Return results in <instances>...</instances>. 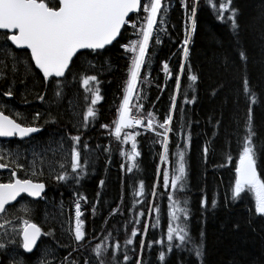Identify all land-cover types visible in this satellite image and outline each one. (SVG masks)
I'll return each instance as SVG.
<instances>
[{
    "label": "trees",
    "instance_id": "16d2710c",
    "mask_svg": "<svg viewBox=\"0 0 264 264\" xmlns=\"http://www.w3.org/2000/svg\"><path fill=\"white\" fill-rule=\"evenodd\" d=\"M215 2L218 5L220 0H215ZM168 4L169 10L165 25L168 31L158 33L162 41L160 44H156L155 40L150 41L148 66L141 70L142 77L147 76L148 79L142 78L139 81L138 91L134 93L132 99L133 105L138 102L142 103L145 112L152 111L155 120L160 122L169 113L171 96L175 94V76L180 73L179 66L183 60L182 41L185 35V14L180 7V0H168ZM230 7L236 10V21L239 28L235 31L231 21L218 19L208 0H200L195 18L196 29L192 32L189 44V57L187 61H184L186 66L191 67L192 73L198 76V81L196 85L188 81L187 69L182 75L181 91L177 96L178 107L173 114L174 132L170 134V155L165 163L160 161L162 146L158 138L151 133H144L137 137L141 155L137 157L133 172L128 173L121 170V164H125L126 161L120 155V146L108 135L107 130L101 127L103 124H112L128 75L129 60L119 45L109 46V49L99 58L91 56L81 57L79 60L74 58L75 67L66 74L67 86L64 89L65 98L60 102V111L62 114L65 109H74V111L70 110L61 120L59 125L61 131L65 126L71 127L68 116L75 118V114H79V119L82 121L83 113L86 111L87 104L84 99V89L80 86V75L87 71L88 74H97L102 81L100 89L103 99L94 106L97 117L89 125L84 136V139L94 149L92 167L81 181V185L72 186V188L79 187V190L86 194L90 201L88 206L83 205L85 213L83 218L88 239H92L95 234L96 237L99 236L93 244L104 242L114 245L119 242L121 248L118 255L121 264H123L125 252L124 242L130 237L133 227L140 229V235L135 238L133 245L127 246L128 255L132 260L139 257L141 239L149 242L163 239L165 245L167 244L170 202L163 187V176L162 174L157 176V168L168 169L170 172L175 168L177 158L173 154L180 150L177 148L178 144L185 152L187 179L184 183V190L177 191L175 196L181 202L184 200L188 202L189 219L186 223L192 238L203 243V264H260L261 257H264V219L255 218L252 223H249L248 209L253 203L251 195L244 193L242 194L243 199L233 202L230 198L229 187L230 184H234V169L238 160L236 132L237 130L241 134L244 132L248 107V101L245 100L242 90V77L245 73L239 59V49H244L249 57L247 76L253 91L257 94V103L253 106V129L256 133L254 140L257 148L264 145V0H232ZM225 15H231V12ZM130 34L131 29L123 34L121 42L127 43ZM12 50L20 52L14 48ZM86 60L96 63L97 67L88 68ZM165 62L169 64L170 76H166L163 71ZM0 71H8V75H11L2 64H0ZM23 73L24 68L21 65L20 74L23 75ZM27 84L28 89L33 90L27 95L28 103H25L22 98V93L25 92L24 85L17 84L12 106L17 108L16 112L28 116L37 110L44 112L48 104H41L35 100L36 92H42L44 89L38 81L32 78H28ZM3 88L4 83L0 81V90ZM141 88L142 93L139 91ZM185 90L190 95L196 96L194 104H183ZM213 90H216V95L212 94ZM140 95L143 99L137 101L136 97ZM0 101H5V99H0ZM52 107L55 109V102ZM181 107L186 109V116L181 113ZM185 121L188 122V126L184 129L185 134L189 132L191 134L190 148L184 147V141L179 135L181 123ZM216 121H221L218 128ZM56 130V125L47 126L43 132L35 136L36 140L31 144L23 143L26 146L23 149L30 153L29 158L32 162L34 157L31 145L47 142L49 136ZM72 132L75 134V129ZM208 141L212 143L209 145L208 162L205 164L203 147ZM110 143L111 163L108 162V154L96 148L97 144L107 147ZM124 147L130 149L131 143L129 142ZM35 150L41 151L40 148ZM229 151L233 156L231 164L227 167H218L217 165L221 163H227L225 153ZM18 152L22 156L23 150L19 149ZM97 153H99L98 156ZM50 154V152L47 154L49 159ZM35 163L36 171L44 172L43 176L35 178L49 181L46 197L50 202L42 206L38 219H42L45 231L54 225L53 230L57 237L67 244L69 241L67 224L70 218L67 216L69 207L67 205L70 202L67 198L69 192L65 186L50 178L47 160L44 161L43 167H41L40 159H36ZM26 165L29 169L30 164L26 163ZM257 171L264 179V155L260 151L257 153ZM28 172L32 176L31 171ZM101 180L105 181L103 188L99 186ZM140 181L144 182V196L135 195L139 190ZM154 185H158L155 197L152 196ZM171 191L172 189L169 188V192ZM98 192L101 195L97 204ZM205 196L208 201L207 209L201 207V201ZM70 199H74L73 190L70 192ZM213 199L217 202L215 208L212 207ZM153 203L159 206V213L154 209L149 212L148 209ZM92 204H96L95 213L91 210ZM181 206H184L183 203ZM117 208L119 209L117 213L112 215V210ZM140 212H144V215L140 216ZM157 216H159L158 223ZM137 219L141 221L140 224L134 223ZM145 223L149 224L146 236L143 231ZM237 224L239 228L235 227ZM108 233L112 235L105 241L104 237L108 236ZM44 246L46 251H50L54 246L51 236H45ZM69 250L68 247L58 248L57 261ZM162 250L165 251V261H160L158 258ZM37 251L30 255H23L32 259ZM17 252L20 251L17 250ZM85 255H92L91 246ZM73 258L81 261L84 257L74 253ZM143 260L144 264H200L193 255H190L189 251L174 250L169 254L166 247L162 248L160 244H154L151 250L146 247ZM108 264H114L111 256L108 257Z\"/></svg>",
    "mask_w": 264,
    "mask_h": 264
},
{
    "label": "snow or ice",
    "instance_id": "6c2138e0",
    "mask_svg": "<svg viewBox=\"0 0 264 264\" xmlns=\"http://www.w3.org/2000/svg\"><path fill=\"white\" fill-rule=\"evenodd\" d=\"M232 0H220L219 4L215 0H208L209 5L216 12L218 19L231 21L232 28L235 31L239 28L236 21V10L230 7ZM200 0H180V7L185 14V35L182 41L183 60L180 63V74L175 76V94L171 96V105L169 113L163 121H156L152 111L145 112L142 103L132 104L134 93L138 91V83L143 78L142 68L148 66V56L150 55V41L155 40L156 44L162 41L158 33L167 32L165 27L167 23V13L169 10L168 0H0V64L5 70L0 71V81H3L4 88L0 90V99L7 97L0 104V138H18L20 141L30 143L36 140L33 135L45 130L47 126L56 125L57 130L53 132L47 142L32 144L34 160L29 169L19 162L20 153L18 151L5 150L0 154V170L7 169L10 178L8 182H0V215L5 217L6 223L13 225L11 231L0 224V228H5L3 238L0 239V264H30L29 256L23 254H33L37 248V242L43 236H51L54 246L50 251H41L36 257V264H108V257L111 256L114 264H121L118 253L121 245L119 242L114 245L97 242L98 238L93 234L92 239H88L85 229L83 205L90 204L86 194L79 190V187L73 189V207H74V227L68 230L69 241L67 244L57 237L52 225L47 231L42 230V226L32 222L31 218L17 216L19 225L9 219L10 214L15 211H24L27 209H16L13 205L18 197L26 194L33 200H40L44 197L46 182L39 179L33 180L18 176V170L31 171L33 177L43 176L44 172L36 171V159L41 160V167L47 160L50 178L58 184L67 186H80L83 178L88 174L92 167V145L84 139L90 124H92L97 112L95 105L98 104L103 96L101 95L100 84L102 81L97 74L80 75V86L84 89V99L87 104L86 111L83 113L82 121L79 114L75 118L68 116V122L71 127L65 126L61 131L60 122L67 116L70 110L65 109L62 114L60 111L61 101L65 98L64 89L67 86L66 73H70L75 67L74 58L79 60L81 57H102L109 46L119 45L123 49L125 57L129 60L128 75L122 89L123 96L116 108V115L111 125L103 124L108 135L112 137L119 145L120 155L124 157L126 163L121 164V170L132 173L136 166L137 157L141 155L138 149L137 137L144 133H152L158 138L162 146L160 160L165 163L169 159L170 134L174 132L173 114L177 110V96L181 91V77L188 72L187 79L192 85H196L198 76L192 73L191 67L186 66L184 61L189 57V44L192 39V32L196 29L195 18L197 17ZM231 12V15L225 13ZM191 21V24H188ZM131 29V34L127 43H122L123 34ZM134 37V38H133ZM21 50L19 53L12 50ZM239 47V46H238ZM239 59L242 62L244 76L242 77V90L246 101L247 119L244 122V132H236V143L238 145V160L235 163L234 184H230L231 200L237 202L243 199L242 194L251 195L252 205L249 207V223L255 218L264 219V179L257 171V153L264 155V145L257 148L254 137L256 133L253 129V106L257 103V94L253 91L250 80L247 76V65L249 57L244 49H239ZM9 62L11 67L9 68ZM87 67L95 69L96 63L86 60ZM107 63V61H105ZM23 65L24 73L20 74V66ZM103 65H101L102 67ZM163 71L166 76H170L169 64H163ZM32 78L39 82L44 91L36 92L35 100L41 104H48L44 112L35 111L31 116L16 112L9 107V101L15 96L17 84L24 85L25 92L22 98L25 103L28 89L27 80ZM9 81H11L9 83ZM142 93V88L139 89ZM163 91V89H162ZM51 94V95H49ZM216 95V90H213ZM137 101L143 99V96H137ZM55 102V109L52 107ZM196 96L190 95L187 90L184 91L183 104H194ZM238 102V97H237ZM11 112L12 115L5 111ZM135 109V111H133ZM180 111L186 116V109L181 107ZM218 128L221 121L215 122ZM188 122H182L179 135L184 141V147L190 148V132L186 135L184 129ZM239 127V126H238ZM75 129V134L72 130ZM26 138H28L26 140ZM131 143V147L125 145ZM212 141L205 143L203 147L204 162L207 164L210 152L209 145ZM55 145V147H53ZM40 148L37 152L35 149ZM96 148L108 154V162L111 163V143L107 147ZM180 149L176 156V166L170 172L168 169L157 168V176H163V187L169 200L166 238L167 244L163 239L146 241L140 240L139 257L132 260L128 255L127 246L133 245L135 238L140 235V229L133 227L130 237L124 242L125 252L123 254V264H144L143 252L145 248L151 250L154 244H160L162 248L166 247L167 252L171 254L174 250H187L193 255L200 264H203L204 255L202 241H195L190 235L187 220L189 219V210L187 200L181 202L175 196L177 191L184 190V183L187 179L185 152L178 144ZM230 148V144H229ZM51 158H48V153ZM99 153H97V156ZM227 163H221L218 167H227L231 164L233 156L231 151L225 153ZM105 181L101 180L99 186L103 188ZM158 185L152 188V196L157 195ZM169 188L172 189L169 192ZM100 193H97V204L99 203ZM136 196L145 195L144 182L140 181L139 190ZM227 202V198H226ZM143 203V201H141ZM183 203L184 206H181ZM207 197L201 201V207L207 209ZM11 206V207H9ZM212 207H217L215 199L212 200ZM63 205L61 204V209ZM155 210L160 212L156 204H151L149 212ZM15 210V211H14ZM93 213L96 212V204L91 205ZM119 209L112 210L115 215ZM34 211V210H33ZM140 216L144 212L139 213ZM56 219V217H53ZM159 216H157V223ZM140 224L139 219L134 221ZM155 227V225H152ZM239 228V225H235ZM149 224L143 225L144 235H147ZM111 233L104 237L107 241ZM203 236V233H201ZM10 246L22 248L23 253L10 251ZM91 246L92 255L86 256L87 250ZM68 247L70 250L57 261V249ZM135 251V249H133ZM78 254L84 258L81 261L73 258V254ZM48 257H52L48 259ZM94 257V259H93ZM159 260L165 261V251L159 252ZM260 264H264V257H261Z\"/></svg>",
    "mask_w": 264,
    "mask_h": 264
},
{
    "label": "flooded vegetation",
    "instance_id": "af4514ba",
    "mask_svg": "<svg viewBox=\"0 0 264 264\" xmlns=\"http://www.w3.org/2000/svg\"><path fill=\"white\" fill-rule=\"evenodd\" d=\"M4 99L8 100L7 97L6 98L4 97ZM3 102L4 101H0V104H2ZM11 103H12V99H11V102L9 101V107H11L12 109H14L16 111L17 108H14L12 106L13 103L12 104ZM5 111L7 112V109H5ZM7 114L12 115L11 112H7ZM18 144L19 143L17 142V140H5L4 141V140L0 139V154H2L5 150L18 151L19 149H22L25 152V150L23 149L24 145L21 144L18 146ZM19 162L21 164H24L25 168H26L25 161L19 160ZM26 175H27V172L18 170V176H20L21 178H24ZM9 178H10V174H9L7 169L0 170V182L6 183V182H8ZM20 201H22V200H20Z\"/></svg>",
    "mask_w": 264,
    "mask_h": 264
},
{
    "label": "rangeland",
    "instance_id": "374dc122",
    "mask_svg": "<svg viewBox=\"0 0 264 264\" xmlns=\"http://www.w3.org/2000/svg\"><path fill=\"white\" fill-rule=\"evenodd\" d=\"M51 155V154H50ZM31 155H30V153H28V152H24L23 151V153H22V156H20V160H23V161H25V162H27L28 164H32V161H31V159L29 158ZM19 225V223L17 224V226ZM13 227V226H12ZM12 227L9 229V231H11V229H12ZM4 232L5 231H0V239H2L3 238V234H4ZM11 248H13V249H17V248H15V246H10ZM45 246H43L40 250H39V252H38V254H37V256H39L40 255V252L41 251H46L45 250V248H44ZM36 256V257H37ZM51 257H48V259H50ZM34 264H36V258H35V260H34Z\"/></svg>",
    "mask_w": 264,
    "mask_h": 264
},
{
    "label": "water",
    "instance_id": "95a60500",
    "mask_svg": "<svg viewBox=\"0 0 264 264\" xmlns=\"http://www.w3.org/2000/svg\"><path fill=\"white\" fill-rule=\"evenodd\" d=\"M35 134H37V133H35ZM35 134H33V135H35ZM15 202V201H14Z\"/></svg>",
    "mask_w": 264,
    "mask_h": 264
},
{
    "label": "bare ground",
    "instance_id": "6f19581e",
    "mask_svg": "<svg viewBox=\"0 0 264 264\" xmlns=\"http://www.w3.org/2000/svg\"><path fill=\"white\" fill-rule=\"evenodd\" d=\"M51 158V157H50ZM158 252V251H157Z\"/></svg>",
    "mask_w": 264,
    "mask_h": 264
}]
</instances>
